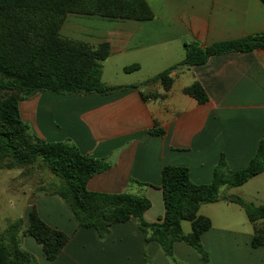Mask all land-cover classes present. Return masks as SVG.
<instances>
[{
	"label": "crops",
	"instance_id": "1",
	"mask_svg": "<svg viewBox=\"0 0 264 264\" xmlns=\"http://www.w3.org/2000/svg\"><path fill=\"white\" fill-rule=\"evenodd\" d=\"M147 2L155 13L151 21L90 17L84 22L91 26L85 32L91 40L62 35L92 46L108 42L110 56L143 53L144 62L161 70L158 75L184 60L185 43L208 47L264 34L261 0H160L155 6ZM172 57L179 59L168 60ZM168 62L171 65L166 67ZM134 63L142 69L143 61L137 59ZM171 76L174 84L168 92L156 83L107 96L48 92L35 96V136L47 142H70L82 154L109 162L111 168L94 176L88 189L148 198L151 207L144 218L150 224L159 222L165 213L161 189L165 166L186 167L193 183L207 185L212 183L222 155L229 170H243L264 139V49L213 56L204 65L181 66ZM195 82L207 93L206 104L184 93ZM143 94L158 98L145 100ZM23 103L20 113L25 121ZM155 128L164 134L151 135ZM18 171L8 188L13 193L24 186L20 182L23 171ZM250 183L264 192V171L243 186ZM224 188L230 189L222 186L219 193ZM29 192L17 219L23 221V230L28 227L29 212L36 207L47 225L69 236L60 255L48 261L42 246L21 231L20 246L38 264H264V247H251L254 233L246 229L244 222V229L227 221L215 223L217 211L225 210L221 205H237L225 200L234 195L219 196L218 202L205 204L199 211L212 222L211 229L202 236V245L209 254V262L204 263L199 253L183 242L175 243L173 257H167L158 244L146 242L136 219L113 225L100 238L95 229L77 225L59 196L44 191L34 194L30 189L24 193ZM11 208H15L13 203ZM186 222H182V229L189 234L191 223L186 226Z\"/></svg>",
	"mask_w": 264,
	"mask_h": 264
},
{
	"label": "trees",
	"instance_id": "2",
	"mask_svg": "<svg viewBox=\"0 0 264 264\" xmlns=\"http://www.w3.org/2000/svg\"><path fill=\"white\" fill-rule=\"evenodd\" d=\"M264 3V0H261ZM69 15L100 17L111 20L151 21L155 13L147 0H0V170H23L41 163L60 179L48 192L59 196L77 225L93 228L104 238L110 228L132 219L146 235V242L158 244L172 258L174 245L183 242L195 249L204 263L209 254L202 236L212 227L209 218L199 215L205 204L219 201V189L241 187L264 171V139L247 168L233 172L222 155L207 185L192 182L189 169L167 165L162 170L164 216L157 223L146 222L144 215L151 202L143 196L128 193L92 192L89 181L107 172L111 164L82 154L70 142H47L31 134L23 120L20 104L39 93L107 96L131 88L160 83L165 92L172 89V73L181 66L204 65L213 56L264 49V34L222 41L208 47L185 43V58L157 76L138 85L109 86L102 81L103 67L111 55V45L103 42L92 46L84 41L64 37L62 28ZM140 69L139 64L126 66V73ZM199 104L209 97L199 82L184 89ZM143 99L158 98L143 94ZM165 95H163L164 97ZM151 135L162 136L161 129ZM241 206L254 226L252 248L264 247V205L255 206L239 197L225 198ZM191 223L185 234L182 222ZM31 236L42 246L45 258L55 260L69 241V236L47 225L36 207L28 214V227L23 221L11 224L0 233V264H38L36 258L20 246V233Z\"/></svg>",
	"mask_w": 264,
	"mask_h": 264
},
{
	"label": "rangeland",
	"instance_id": "3",
	"mask_svg": "<svg viewBox=\"0 0 264 264\" xmlns=\"http://www.w3.org/2000/svg\"><path fill=\"white\" fill-rule=\"evenodd\" d=\"M151 5L155 6L160 0H148ZM87 16H78V15H69L67 21L65 22L62 28V34L65 36H75L76 38H80L83 40H91L89 36L85 33L86 30H89L91 27L90 24L87 22L85 23L84 20H88ZM89 24V25H87ZM87 28V29H86ZM155 58H150L148 60H154ZM143 61L142 69L133 72V73H126L124 68L126 66L136 64L134 63L135 60ZM179 57H172L168 60H176ZM105 63H102L103 67V82L104 83H130V82H144L146 79H150L157 75V71L153 67H150L147 62H144L143 53L140 52H133L125 55H113L110 56ZM171 62H168L166 67H169ZM174 66V65H173ZM170 68V67H169ZM167 69V68H166ZM163 72V70H162ZM136 79V80H133ZM47 93V92H46ZM52 94V93H51ZM24 102V101H23ZM23 103L21 108L23 111V115L25 120L31 128V134L35 135V97L29 99ZM24 119V118H23ZM19 169L14 170H0V232L5 233L9 229L12 223L18 221L19 213L21 209L26 205L27 197L30 195L29 193H24L25 190H32L37 193L38 191H44V193L51 194L48 192V189L53 184H59L60 179L53 176L50 171L45 168L41 163L34 164L28 168L23 169V173L21 175V181H23L22 188H18L17 193H13L9 191L10 180L16 176ZM25 188V189H24ZM234 195L236 197H241L246 202L251 203L255 206L264 205V192H260V190L254 187L251 183L242 186V187H235L230 188L228 191L226 188L222 189L219 193V196L226 197L227 195ZM233 196V197H234ZM232 197V196H231ZM11 203L14 204L15 208H11ZM234 204V203H233ZM225 208L219 209L217 211V215L214 217L215 223L222 224L224 221L230 222L234 226L244 229L243 222L246 224V229L254 233V226L250 224L247 219L246 213L244 209L239 205H230L226 203L221 205ZM209 207V206H207ZM247 222V223H246ZM186 226H189L190 223L186 222ZM1 236V235H0ZM21 238V235H20Z\"/></svg>",
	"mask_w": 264,
	"mask_h": 264
}]
</instances>
